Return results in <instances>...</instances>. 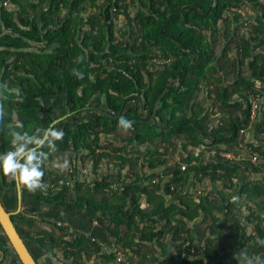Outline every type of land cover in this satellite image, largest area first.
<instances>
[{
    "label": "trees",
    "instance_id": "obj_1",
    "mask_svg": "<svg viewBox=\"0 0 264 264\" xmlns=\"http://www.w3.org/2000/svg\"><path fill=\"white\" fill-rule=\"evenodd\" d=\"M245 4L255 11L247 24L245 18L232 11ZM118 17L123 23L116 28L114 20ZM239 31L241 42L238 43L235 35ZM230 48L235 55L234 71L238 74L233 84L244 87L245 95L242 91L237 97L245 102L246 108L239 122L229 117L226 123L207 127L208 107L200 105L196 97L201 84L207 87L213 83L214 106L229 108L239 104L236 101L229 104L230 91L223 85L221 70ZM244 63L251 74L249 77L242 75ZM262 85L264 4L256 0H0V109L3 110L0 151L9 147L15 121H21L24 130L32 131L48 127L57 119L42 110L41 102L47 99H63L61 116L69 114L73 118L82 112L92 113L81 122L64 120L52 126H60L63 137L42 165L41 179L45 186L37 189L35 196L46 205L110 211L112 207L107 198L96 199L90 183H75L71 190L68 186L57 189L48 182L52 176L50 161L59 153H67L68 159L74 158L72 178L76 177L78 166L83 169L85 161L97 167L101 159L125 153L126 146L102 144V136L129 143L133 138L138 145H149L152 148L150 168L168 164L178 141L184 142L183 152L187 145L195 148L202 144L216 152L217 163L192 164L193 157L187 154L180 161L185 165L184 170L180 162L168 165L164 170L169 176L164 193H170L171 186L177 190L192 176L198 184L208 178L212 183L220 182L222 189L232 190L239 187L240 173L264 175L263 146L245 144L246 156L253 152L260 155L256 165L249 160L239 163L218 156L222 151L240 152L237 144L240 130L249 123L251 99L260 97L264 101ZM209 96L210 91L208 100ZM98 97L99 104L92 105ZM140 99L145 114L139 109ZM130 101L132 105H128ZM121 117L130 119L132 126L120 127ZM80 150L87 154L80 155ZM117 159L120 167L128 164L134 168L138 162L137 158L126 159L124 155ZM0 185L15 191V182L8 177L0 176ZM106 185L102 180L95 186ZM135 186L131 182L122 191L129 199L125 218L110 221L115 230L126 225L123 233L112 231L118 241V252L130 251L134 256H141L142 243L154 241L163 256L159 264H220L205 261L204 252L195 247L187 224L199 210L209 213L213 221L216 220L214 211L227 217L230 202L222 207L217 200L202 196L181 200L178 205L165 206L160 201L148 213L140 208L139 195L152 193L160 185L150 183L143 189ZM240 190L253 199L264 197L261 182L244 185ZM252 204L254 208H250L245 220L254 235L245 241H254L252 254L264 259V244L258 243V238L264 239V203L253 201ZM114 207L123 209L125 204ZM15 208L14 205L11 209ZM21 216L13 215L11 220L23 238L29 236L24 227H30L37 218ZM136 218L144 219L145 224H137ZM43 222L47 221L41 218L40 223ZM48 224L60 235L41 230L31 238L61 264H83L81 256L88 261V256L100 255V247L95 243L75 234L66 236L65 229ZM236 224L237 231L240 227ZM191 249L198 254L193 255ZM221 250V244L211 247L208 243L205 248L212 259ZM58 252L61 254L57 258ZM115 254L100 255L102 263L129 264L125 260L118 262ZM3 261L21 264L6 239L0 240V264Z\"/></svg>",
    "mask_w": 264,
    "mask_h": 264
},
{
    "label": "crops",
    "instance_id": "obj_2",
    "mask_svg": "<svg viewBox=\"0 0 264 264\" xmlns=\"http://www.w3.org/2000/svg\"><path fill=\"white\" fill-rule=\"evenodd\" d=\"M235 74L236 72L234 71L231 76L232 81H226L223 79V85L229 88V101H233L232 103H234L235 101L239 103L237 107L223 108L214 106V85L212 86L208 84L207 87H205L203 84L200 85V91L196 94V97L197 102H199L200 105H206L208 107V110L206 111L207 117L205 121L207 127H216L221 123H226L229 117L234 118V120L238 122L240 121V119H242V111L246 108V104L243 105L242 109H240V106L242 104L241 102L244 101L242 99H239L240 97H237V94H240L243 91L244 87L239 86L238 90L234 88L235 85L233 84V79ZM219 75L220 73H218L216 77H218ZM242 75L245 77H249L251 75L245 63L243 64ZM245 80L247 81V79ZM262 86L264 87V85ZM208 91H210V100L207 99ZM245 93L246 92L244 91L242 92L243 95H245ZM200 94H203L204 97H199ZM98 99L99 97L97 99H94L95 104H99L100 100ZM130 102L133 104V101ZM232 103L229 102V104ZM140 104H142L141 99ZM41 107L47 115L57 119L63 118L65 116V118H68V121L74 120L77 122H81L87 119L88 116L92 114L82 112L73 118H69V114H67V116L66 114L61 116V112L63 109V99L61 98L47 99L46 101L41 102ZM99 107H101V105ZM234 108H237V110L231 111V109L235 110ZM262 108H264V105L262 106ZM263 113L264 112L262 111V109L258 110V113L256 114V117L248 131V133L250 132L251 135L247 137V135L241 134L237 147H239L240 144H249L252 146L264 147V136L260 135V137H258L259 133L264 135ZM142 114L145 113L142 111ZM210 115L215 116V120L212 121L213 123L209 121L208 117ZM81 116L83 117L81 118ZM76 118L77 120H75ZM57 119H54V121ZM261 127L262 130H260ZM56 128H58V126ZM254 138L256 140H261V143H257ZM101 143H111L118 146H126V151L125 153L121 152L119 154L113 155L111 159H101L97 167H95L93 165V162L89 160L82 163L83 169H81L76 163L78 168L75 178H72L70 176L75 164L74 158L70 157V159H68L67 153H59L54 156V159L50 161L49 168L51 172L53 171L54 175H61L54 180L52 178L53 176H51L52 185L56 186L57 189L68 186L71 188V190H74L75 183H90V189L93 196L98 200L100 199V201L104 200L102 199L103 197L107 198V203H109L110 207H112L110 211L69 209L67 207L46 205L36 200V191L29 192L20 187L21 211L19 215H22L21 217L34 216L37 218L36 222H34L30 227H24V230L28 232L27 235L29 236H23V240L26 243L28 249H30L29 251L33 255L37 264H61L58 259H54L50 254L43 251L31 238L35 236L34 232H38L41 230H46L50 233H53L55 236H59L60 232L56 228L49 226L48 222L50 224H56V226H60L61 228L65 229V232L67 233L66 236L75 234L83 236L86 241L95 243L100 247V255L116 253L115 257H117V254L120 253L123 255V260L127 261L129 264H159V262L162 261L163 256L161 255L162 253L160 252V248L155 244L154 241L143 242L141 245L143 253L141 254V256H134L130 251H126L124 253L118 252V241L112 235V231L115 232L117 230L118 232L123 233L126 229V225L123 224L115 230V227L111 224L110 221H117L125 218L126 211L129 207V199L122 195V191L124 187H126L131 182L133 183V185H136L135 187H137L138 189H143L145 187L148 188V186H150V183L154 184L158 182V184L160 185L159 188H157L152 193H140L139 195L140 208L148 213L154 210L158 205V202L160 201H163L165 206H168L171 203L178 205L181 200H188L189 198L196 199L197 197L202 196L204 198L208 197V199L211 201L217 200V204L221 205L222 207L230 202V214L226 217L223 213L219 214L217 211H214L213 216L216 218L215 221L212 220L209 213H204L201 210L197 211L196 217L187 224L188 231L195 247L201 249L204 252L203 257L205 258V261H211L213 263L248 264V261L250 259L254 260L258 256V254H252V247L255 246V242L251 241L247 243L245 241L249 235H254V233L251 232V227L246 223L245 217L249 215L250 208H254L252 202L261 201L262 203H264V197L255 199L250 198L247 196V194L244 193L243 190L241 191L240 188L244 185L250 186L258 182L262 183L264 176L263 174L258 175L251 172L240 173L238 178L239 187L232 190L222 189L223 187L220 182L212 183L208 178H205L201 182V184H198L194 176L191 175L193 178L188 180V182H186L182 186H179L177 190H174V187L171 186L173 187V189L169 187L170 193H164V185L169 180V176H166L164 170L168 165L175 164L180 161L183 162V159L187 156V154H190L193 157L192 162L195 164L199 162L203 164L217 163L218 160L216 159L215 155H212L211 151H209L208 148H205L203 144L195 148H191L189 145H187L185 146V150L183 152L182 146L184 145V142L178 141L176 143L177 145L175 155L173 156L174 158L172 157L171 161H169L168 164L165 163L164 165L150 168L149 165L150 163H152V160L149 156L151 154L152 148L149 145H138L133 141V138L132 143H129L124 139H119L112 136H102ZM136 151H138L139 154ZM79 154L86 155L87 151L83 152L82 150H80ZM119 155H124L126 159L137 158V165L134 166V168H129L128 164L120 167L119 160L117 159ZM65 160H67L66 166H64L63 163ZM72 162L74 164H72ZM182 165L184 164L182 163ZM151 175L155 176L151 178ZM102 180H105L107 182L106 187H96V182L98 184ZM153 180L155 181L154 183L152 182ZM0 188V201L2 202L6 210L12 211L11 208L14 205L15 207L17 206L16 191L11 190V188H2L1 185ZM198 191H200V194H198ZM31 194L33 195V198L31 197ZM233 197H235V199H233ZM124 204L125 207L123 209L114 207L116 205L120 206ZM223 212L226 213V211ZM41 218L45 219L47 222L40 223ZM136 222L141 226L145 224V220L142 218H136ZM236 223H238L240 227V229H238L237 231ZM19 225L21 226V223H19ZM244 228L245 232L243 230ZM0 240L5 242V237L1 229ZM208 243L211 247H216V245L219 244H221L222 247V250L218 252L216 257L213 259L208 257L205 252V248ZM60 254L61 253L58 252L56 257H60ZM100 255H90L87 258L88 261H86L85 256H81V259L83 264H103ZM2 264H6L5 261H3Z\"/></svg>",
    "mask_w": 264,
    "mask_h": 264
},
{
    "label": "clouds",
    "instance_id": "obj_3",
    "mask_svg": "<svg viewBox=\"0 0 264 264\" xmlns=\"http://www.w3.org/2000/svg\"><path fill=\"white\" fill-rule=\"evenodd\" d=\"M2 115L3 110L0 109V116ZM118 125L128 129L132 126V121L121 117ZM62 137L63 131L58 128L37 127L32 131H26L21 121H15L10 132L9 147L5 151H0V176L10 178L29 192L43 189L45 185L41 179L44 175L42 165L48 154L56 150L57 142ZM63 163L66 166L67 160ZM258 243L264 244V239L258 238ZM248 264H264V259L256 257L254 260L250 259Z\"/></svg>",
    "mask_w": 264,
    "mask_h": 264
},
{
    "label": "water",
    "instance_id": "obj_4",
    "mask_svg": "<svg viewBox=\"0 0 264 264\" xmlns=\"http://www.w3.org/2000/svg\"><path fill=\"white\" fill-rule=\"evenodd\" d=\"M63 118H65V116ZM63 118L55 120L50 124V126H54ZM15 186L17 193V206L15 211H7L0 201V228L4 234L6 242L11 247V250L17 256L21 264H37L22 236L17 232L11 220V216L19 214L21 211V189L16 183Z\"/></svg>",
    "mask_w": 264,
    "mask_h": 264
},
{
    "label": "built area",
    "instance_id": "obj_5",
    "mask_svg": "<svg viewBox=\"0 0 264 264\" xmlns=\"http://www.w3.org/2000/svg\"><path fill=\"white\" fill-rule=\"evenodd\" d=\"M256 1L258 3L264 4V0H256ZM232 11L236 12L241 17L245 18L246 19L245 20V24H247V22H251L252 21L251 18L254 16V13H255L254 9L249 4H245L242 7L234 8ZM257 110H258V102L256 100L251 101V103H250V119H249V123L244 129L240 130L241 134H244V132H246V130L250 129V126L252 125V123H253V121H254V119L256 117V111ZM238 149L240 151L238 154H235V153L230 152V151L229 152L222 151V152H220L218 154V156L220 158H222V159L233 161V162L243 163V162L249 160V162L251 164H253V165L257 164V162L260 159V155L258 153L253 152L252 154L250 153L249 156H248V154L246 156V153H248V149H247L245 144H240ZM211 154L215 155L216 152L215 151H211ZM192 164H193V162H192ZM180 168H181V170H184L185 169V165H181ZM152 182L154 183L155 181L153 180ZM171 189H173V187H171ZM198 194H200V191H198ZM185 246H187V244H185ZM190 252L193 255L198 254V251H196L194 249H191ZM116 260L118 262L122 261L123 260V255L120 254V253L117 254Z\"/></svg>",
    "mask_w": 264,
    "mask_h": 264
},
{
    "label": "rangeland",
    "instance_id": "obj_6",
    "mask_svg": "<svg viewBox=\"0 0 264 264\" xmlns=\"http://www.w3.org/2000/svg\"><path fill=\"white\" fill-rule=\"evenodd\" d=\"M114 22H115V26H116V28L120 25L121 26V24L123 23L122 21H121V17H118V18H116L115 20H114ZM240 35H241V33H240V31L239 32H237L236 33V35H235V39H236V42H241V38H240ZM234 52H233V48H230V50H229V52H228V54H227V57H226V60H225V64L222 66V73H224V79L226 80V81H232V79H231V76H232V74L234 73V71H233V69L235 70V68H236V65H235V63H233L234 62ZM245 66V65H244ZM241 69L243 70V66L241 67ZM238 76V74H237V72H236V74H235V76ZM236 76V77H237ZM209 85H212L213 86V83H209ZM234 88H236L237 90L239 89V86L237 87H234ZM199 97H204L203 96V94H200V96ZM239 99H241V98H239ZM234 100H235V98H234ZM253 100H256L257 102H258V110L259 109H262V111L264 112V108H262V106L264 105V101H262L261 99H260V97H258V98H256V99H251V101H253ZM229 102H233V101H229ZM242 104H241V106H240V109H242L243 108V105H245V103L244 102H241ZM92 105H96L95 104V100H94V102H92ZM128 105H132V103L130 102V103H128ZM102 107V106H101ZM139 109H141V104L139 103ZM235 110H233V109H231V111H236L237 110V108H234ZM142 110V109H141ZM225 110H227V109H225ZM258 110L256 111V114L258 113ZM233 113V112H232ZM261 113V112H260ZM263 115H264V113H263ZM52 117V116H51ZM83 116H81V118H82ZM70 118V117H69ZM209 121L210 122H212V121H214L215 120V116H213V115H210L209 117ZM75 120H77V118L75 119ZM66 121H68V120H66ZM73 121V120H72ZM213 123V122H212ZM58 126V125H57ZM59 127L60 126H58V129H59ZM248 131L249 130H246V132H244V134L245 135H247V137L248 136H250L251 135V133L249 132L248 133ZM260 135L261 136H264L263 134H261V133H259V136L258 137H260ZM254 140L255 141H257V143H261V140H256L255 138H254ZM62 155V154H61ZM52 173H53V171H52ZM53 177V180L54 179H57V177H60L61 175L59 174L58 176L57 175H54V173H53V175H52ZM51 176L48 178V182L49 183H51L52 184V181H51ZM61 179V178H60ZM262 183H264V176H263V181H262ZM201 184V183H200ZM0 193H1V188H0ZM33 194V193H32ZM31 194V197L33 198V195ZM1 195V194H0ZM241 203V202H240ZM12 211H13V209H12ZM30 250V249H29ZM6 261H8V260H6ZM6 261H5V263H6ZM8 263V262H7Z\"/></svg>",
    "mask_w": 264,
    "mask_h": 264
},
{
    "label": "flooded vegetation",
    "instance_id": "obj_7",
    "mask_svg": "<svg viewBox=\"0 0 264 264\" xmlns=\"http://www.w3.org/2000/svg\"><path fill=\"white\" fill-rule=\"evenodd\" d=\"M66 115H67V114H66ZM66 119H68V118H65V119H63V120H66ZM63 120H61V121H63ZM61 121H59V122H61ZM53 122H54V121H53ZM59 122H58V123H59ZM15 191H16V186H15ZM16 194H17V193H16Z\"/></svg>",
    "mask_w": 264,
    "mask_h": 264
}]
</instances>
